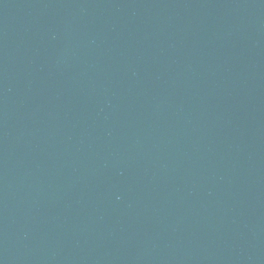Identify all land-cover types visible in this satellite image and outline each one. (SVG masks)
Listing matches in <instances>:
<instances>
[{"label":"water","instance_id":"1","mask_svg":"<svg viewBox=\"0 0 264 264\" xmlns=\"http://www.w3.org/2000/svg\"><path fill=\"white\" fill-rule=\"evenodd\" d=\"M0 264H264V0H0Z\"/></svg>","mask_w":264,"mask_h":264}]
</instances>
